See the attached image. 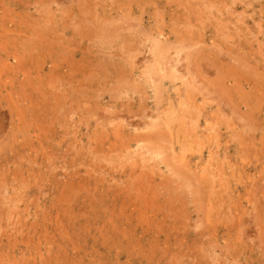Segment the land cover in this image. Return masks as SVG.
<instances>
[{
    "label": "rangeland",
    "instance_id": "rangeland-1",
    "mask_svg": "<svg viewBox=\"0 0 264 264\" xmlns=\"http://www.w3.org/2000/svg\"><path fill=\"white\" fill-rule=\"evenodd\" d=\"M118 1L0 0V264H264V0Z\"/></svg>",
    "mask_w": 264,
    "mask_h": 264
},
{
    "label": "bare ground",
    "instance_id": "bare-ground-1",
    "mask_svg": "<svg viewBox=\"0 0 264 264\" xmlns=\"http://www.w3.org/2000/svg\"><path fill=\"white\" fill-rule=\"evenodd\" d=\"M117 1H118V0H117ZM152 1H153V0H152ZM155 1H156V0H155ZM94 2H95V1H94ZM115 2H116V0H115ZM118 2H119V1H118ZM160 2H161V1H160ZM120 3H121V2H120ZM161 3H163V2H161ZM126 4H127V3H126ZM171 4L173 5V2H171ZM92 5H93V4H92ZM127 5H128V4H127ZM174 5H175V4H174ZM174 5H173V6H174ZM169 6H170V5H169ZM125 7H126V6H125ZM174 7H175V6H174ZM93 8H95V5H94ZM102 8H103V7H102ZM197 8H198V7H197ZM71 9H72V8H71ZM128 9H129V8H128ZM154 9H155V7H154ZM175 9H176V8H175ZM102 11H103V10H102ZM169 11H170V10H169ZM176 11L178 12V10H176ZM108 12H109V11H108ZM164 12H165V11H164ZM174 12H175V11H174ZM95 13H99V12H97V10H96V12H94V15L96 16ZM104 13H105V12H104ZM175 13H176V12H175ZM187 13H188V12H187ZM108 14H109V13H108ZM163 14H164V13H163ZM179 14L182 15L181 13H179ZM106 15H107V14H106ZM180 15H179V16H180ZM188 15H190V14L188 13ZM98 16H99V15H98ZM102 16H103V18H104V14H103ZM102 16H101V17H102ZM108 16H109V15H108ZM182 16H183V15H182ZM182 16H180V17H182ZM85 17H86V16H85ZM96 17H97V16H96ZM128 17H129V16H128ZM131 17H132V16H131ZM172 17H173V16H172ZM184 17H185V16H184ZM189 17H190V16H189ZM99 18H100V17H99ZM126 18H127V17H126ZM147 18H148V17H147ZM175 18H176V17H175ZM178 18H179V17H178ZM185 18H186V17H185ZM185 18H183V19H185ZM190 18H192V17H190ZM116 19H117V18H116ZM98 20H100V19H98ZM101 20H103V19H101ZM121 20H122V19H121ZM138 20H139V19H138ZM148 20H149V19H148ZM159 20H161V19H159ZM177 20H178V19H177ZM190 20H191V19H190ZM86 21H87V20H86ZM182 21L184 22V20H182ZM194 21H195V20H194ZM104 22H106V19H105V21H103V23H104ZM121 22H122V21H121ZM183 22H182V23H183ZM189 22H190V21H189ZM191 22H192V21H191ZM100 23H101V21H100ZM163 23H164V22H163ZM173 23H174V22H173ZM193 23H194V22H193ZM106 24H108V23H106ZM166 24H167V23H166ZM180 24H181V23H180ZM183 24H185V23H183ZM186 24H187V21H186ZM195 24H196V23H195ZM131 25H132V24H131ZM167 25H168V24H167ZM187 25H190V24H187ZM191 25H192V24H191ZM105 26H106V25H105ZM108 26H110V25H108ZM137 26H138V25H137ZM195 26L197 27V25H195ZM186 27H187V26H186ZM103 28H104V27H103ZM115 28H116V27H115ZM138 28H139V27H138ZM190 28H192V27H190ZM194 28H195V27H194ZM119 29H120V28H119ZM159 29H160V28H159ZM192 29H193V28H192ZM202 29H203V28H202ZM102 30H103V29H102ZM124 30H125V29H124ZM183 30H184V29H183ZM197 30H199V29H197ZM172 31H173V30H172ZM181 31H182V30H181ZM190 31L192 32V30H190ZM195 31H196V30H195ZM103 32H104V30H103ZM178 32H179V31H178ZM184 32H185V31H184ZM191 32H189V34H190ZM106 33H107V32H106ZM139 33H140V32H139ZM174 33L177 34L176 32H174ZM185 33H186V32H185ZM179 34H180V33H179ZM145 35H146V34H145ZM162 35H163V34H162ZM175 36H176V35H175ZM175 36H174V37H175ZM178 36H179V35H178ZM185 36H186V35H185ZM188 36H189V35H188ZM194 36H195V35H194ZM147 37H148V36H147ZM155 37H156V36H155ZM172 37H173V35H172ZM196 37H197V36H196ZM226 37H227V36H226ZM106 38H107V37H106ZM107 39H108V38H107ZM172 39H173V38H172ZM176 39H177V38H176ZM193 39L195 40V37H194ZM197 39H199V38H197ZM105 40H106V39H105ZM161 40H162V39H161ZM168 40H170V39H168ZM215 40H216V39H215ZM180 41H181V40H180ZM195 41H196V40H195ZM166 42H167V41H166ZM181 42H182V41H181ZM184 42H185V41H184ZM197 42H198V40H197ZM199 42H200V40H199ZM42 43H43V42H42ZM185 43H186V42H185ZM188 43H189V41H188ZM218 43H219V42H218ZM39 44H40V43H39ZM55 44H56V43H55ZM158 44H159V42H158ZM234 45H235V44H234ZM155 46H156V45H155ZM162 46H163V45H162ZM150 47H151V46H150ZM168 47H169V46H168ZM186 47H187V46H186ZM191 47H192V46H191ZM193 47H194V46H193ZM208 47H209V46H208ZM216 47H217V46H216ZM153 48H154V47H153ZM155 48H156V47H155ZM150 49L153 50L152 48H150ZM165 49H167V48H165ZM204 49H206V48H204ZM214 49H215V48H214ZM226 49H227V48H226ZM154 50H155V49H154ZM201 50H202V49H201ZM165 51H166V50H165ZM197 51H198V50H197ZM202 51H203V50H202ZM204 51H205V50H204ZM209 51H210V50H209ZM209 51H208V52H209ZM155 52H156V51H155ZM161 52H162V50H161ZM174 52H175V51H174ZM176 52H177V51H176ZM206 52H207V51H206ZM224 52H225V51H224ZM227 52H230V51H227ZM162 53H163V52H162ZM164 53H165V52H164ZM198 53H199V52H198ZM215 53H216V52H215ZM230 53H231V52H230ZM165 54H166V53H165ZM175 54H176V53H175ZM226 54H227V53H226ZM201 55H202V54H201ZM206 55H207V53H206ZM209 55H210V54H209ZM236 55H237V54H236ZM196 56H197V55H196ZM58 57H59V56H58ZM159 57H161V56H159ZM180 57H181V56H180ZM199 57H200V56H199ZM209 57H210V56H209ZM214 57H215V56H214ZM214 57L211 56V57H210L211 60H212V58H214ZM199 59H200V58H199ZM262 59H263V58H262ZM156 60H157V59H156ZM177 60H178V59H177ZM214 60H215V59H214ZM61 61H62V59H61ZM68 61H69V60H68ZM72 61H73V60H72ZM209 61H210V60H209ZM217 61H218V60H217ZM63 62H65V59H64ZM155 62H156V61H155ZM178 62H179V61H178ZM178 62H177V63H178ZM191 62H192V61H191ZM193 62H194V61H193ZM211 62H212V61H211ZM219 62H220V61H219ZM219 62H217V63H219ZM55 63H56V62H55ZM73 63H74V61H73ZM81 63H82V62H81ZM156 63H157V62H156ZM215 63H216V62H215ZM56 64H57V63H56ZM56 64H55V66H56ZM78 64H79V63H78ZM78 64H77V65H78ZM88 65H89V64H87L86 66H88ZM158 65H159V64H158ZM198 65H199V64H198ZM235 65H236V64H235ZM68 66H69V64H68ZM151 66H152V64H151ZM217 66H218V65H217ZM217 66H216V67H217ZM83 67H84V65H83ZM83 67L81 66V68H83ZM154 67H156V66H154ZM154 67H153V68H154ZM159 67H161V65H159ZM196 67H198V66H196ZM205 67H206V66H205ZM69 68H71V67H69ZM84 68H86V67H84ZM148 68H149V67H148ZM211 68H212V67H211ZM54 69H55V67H54ZM78 69H79V67H78ZM91 69H92V68H91ZM144 69H145V68H144ZM154 69H155V68H154ZM154 69H153V70H154ZM192 69H193V68H192ZM212 69H213V68H212ZM216 69H217V68H216ZM69 70H70V69H69ZM87 70H88V69H87ZM155 70H156V69H155ZM157 70H158V69H157ZM157 70H156V71H157ZM145 71H146V69H145ZM151 71H152V70H151ZM165 71H166V70H165ZM60 72H61V71H60ZM60 72H58V73H60ZM71 72H72V71H71ZM77 72H78V71H77ZM208 72H209V71H208ZM53 73H54V72H53ZM169 73H170V72H169ZM218 73H219V72H218ZM22 74H23V73H22ZM54 74H55V73H54ZM173 74H174V73H173ZM191 74H192V73H191ZM214 74H215V73H214ZM216 74H217V73H216ZM45 75H47V74H45ZM60 75H61V74H60ZM70 75H71V74H70ZM75 75H77L76 72H75ZM165 75H166V74H165ZM199 75H200V74H199ZM199 75H198V76H199ZM6 76H7V75H6ZM57 76H59V75H57ZM79 76H80V75H79ZM83 76H84V75H83ZM170 76H171V74H170ZM190 76H191V75H190ZM168 77H169V76H168ZM174 77H175V76H174ZM174 77H173V78H174ZM180 77H181V76H180ZM199 77H200V76H199ZM204 77H205V76H204ZM204 77H203V79H204ZM79 79H81V78L79 77ZM171 79H172V78H171ZM174 79H175V78H174ZM182 79H183V78H182ZM61 80H62V79H61ZM63 80H65V79H63ZM161 80H163V79L161 78ZM176 80H177V79H176ZM236 80H237V79H236ZM236 80H235V81H236ZM72 81H73V80H72ZM81 81H82V80H81ZM179 81H180V80H179ZM185 81H186V80H185ZM207 81H209V80H207ZM212 81H213V80H212ZM77 82H78V80H77ZM92 82H93V81H92ZM204 82H206V81H204ZM209 82H210V81H209ZM232 82H233V81H232ZM236 82H237V81H236ZM72 83H73V82H72ZM88 83H89V82H88ZM175 83H176V81H175ZM175 83H174V84H175ZM241 83H242V82H241ZM67 84H68V83H67ZM69 84H70V83H69ZM178 84H179V83H178ZM203 84H204V83H203ZM230 84H231V83H230ZM123 85H124V84H123ZM168 85H169V84H168ZM231 85H232V84H231ZM172 86H173V85H172ZM207 86H208V85H207ZM247 86H248V85H247ZM174 87H175V86H174ZM222 87H223V86H222ZM226 87H227V86H226ZM234 87H235V86H234ZM168 88H169V87H168ZM230 88H231V87H230ZM55 89H56V88H55ZM55 89H54V90H55ZM164 89H165V88H164ZM169 89H170V88H169ZM169 89H168V90H169ZM178 89H179V88H178ZM224 89H225V88H223V90H224ZM232 89H233V88H232ZM235 89H237V86H236ZM69 90H70V89H69ZM226 90L229 91V89H226ZM251 90H252V89H251ZM259 90H260V89H259ZM177 91H178V90H177ZM184 91H185V90H184ZM184 91H183V92H184ZM163 92H164V91H163ZM191 92H192V91H190V93H191ZM215 92H216V91H215ZM224 92H225V90H224ZM233 92H234V90H233ZM166 93H167V92H166ZM193 93H194V92H193ZM226 93H227V92H226ZM124 94H125V93H124ZM164 94H165V93H164ZM183 94H185V93H183ZM188 94H189V93H188ZM188 94H187V95H188ZM231 94H232V92H231ZM167 95H168V94H167ZM181 95H182V94H181ZM192 95H193V94H192ZM252 95H253V94H252ZM173 96H174V95H173ZM185 96H186V95H185ZM185 96H184V97H185ZM171 97H172V96H171ZM174 97H175V96H174ZM192 97H193V96H192ZM221 97H222V96H221ZM228 97H229V95H228ZM181 98H182V97H181ZM232 98H233V96H232ZM249 98H250V95H249ZM65 99H66V98H65ZM187 99H188V98H187ZM190 99H191V98H190ZM190 99H189V100H190ZM235 99H236V97H235ZM183 100H184V99H183ZM185 100H186V99H185ZM195 100H197V99H195ZM199 100H200V99H199ZM221 100H222V99H221ZM226 100H227V99H226ZM178 101H180V100H178ZM234 101H235V100H234ZM250 101H251V100H250ZM81 102H82V101H81ZM171 102H172V101H171ZM198 102H199V101H198ZM245 103H246V102H245ZM197 104H198V103H197ZM61 105H62V104H61ZM170 105H171V104H170ZM187 105H188V104H187ZM192 105H193V103H192ZM50 106H51V105H50ZM126 106H127V105H126ZM159 106H160V105H159ZM205 106H206V105H205ZM164 107H165V106H164ZM125 108H126V107H125ZM172 108H174V107H172ZM10 109H11V108H10ZM12 109H13V108H12ZM32 109H33V107H32ZM113 109H114V108H113ZM161 109H162V108H161ZM182 109H183V107H182ZM224 109H225V108H224ZM17 110H18V109H17ZM141 110H143V109H141ZM158 110H159V109H158ZM159 111H160V110H159ZM9 112H11V110H9ZM13 112H14V111H13ZM184 112H185V110H184ZM114 113H115V112H114ZM121 113H122V112H121ZM216 113H217V112H216ZM14 114H15V113H14ZM157 114H159V113H157ZM206 114H207V113H206ZM211 114H212V113H211ZM214 114H215V113H214ZM17 115H18V114H17ZM17 115H16V116H17ZM164 115L166 116V113H165ZM256 115H257V114H256ZM186 116H187V115H186ZM212 116H213V114H212ZM14 117H15V116H14ZM114 117H115V116H114ZM165 118H166V117H165ZM115 119H116V118H115ZM162 119H163V118H162ZM168 119H169V118H168ZM212 119H213V118H212ZM13 120H14V119H13ZM13 120H12V121H13ZM154 120H155V119H154ZM17 121H18V120H17ZM125 121H126V120H125ZM169 121H170V120H169ZM169 121H168V123H169ZM14 122H15V121H14ZM120 122H121V121H120ZM164 122H165V121H164ZM98 123H99V122H98ZM135 123H136V122H135ZM166 123H167V121H166ZM96 124H97V123H96ZM153 124H154V123H153ZM177 124H178V123H177ZM177 124H176V125H177ZM211 124H212V122H211ZM174 125H175V124H174ZM213 125H214V124H213ZM160 126H161V125H160ZM160 126H159V127H160ZM155 127H156V126H155ZM161 128H162V127H161ZM161 128H160V130H161ZM181 128H182V127H181ZM214 129H215V128H214ZM114 130H115V129H114ZM165 130H166V129H165ZM215 130H216V129H215ZM151 132H152V131H151ZM165 132H167V131H165ZM165 132H164V133H165ZM188 132H189V131H188ZM196 132H197V131H196ZM203 132H204V131H203ZM113 133H114V132H113ZM186 133H187V132H186ZM207 133H208V131H207ZM106 134H107V133H106ZM114 134H115V133H114ZM191 134H192V133H191ZM200 134H201V133H200ZM217 134H218V133H217ZM206 135H207V134H206ZM218 135H219V134H218ZM96 136H97V133H96ZM115 136H116V135H115ZM153 136H154V135H153ZM179 136H180V135H179ZM188 136H189V135H188ZM90 137H91V136H90ZM217 137H218V136H217ZM108 138H109V137H108ZM142 138H143V137H142ZM179 138H180V137H179ZM184 138H185V137H184ZM194 138H195V137H194ZM151 139H152V138H151ZM161 139H162V138H161ZM96 140H97V139H96ZM155 140H156V139H155ZM100 141H101V143H103L102 140H100ZM115 141H116V139H115ZM205 141H206V140H205ZM165 142H166V141H165ZM207 142H208V141H207ZM207 142H206V143H207ZM256 142H259V141H256ZM89 143H90V142H89ZM135 143H136V141H135ZM157 143H158V142H157ZM167 143H168V142H167ZM169 143H170V142H169ZM169 143H168V145L170 146ZM251 143H252V142H251ZM114 144H116V142H115ZM159 144H160V143H159ZM163 144H164V143H163ZM188 144H189V141H188ZM188 144H187V146H188ZM200 144H201V143H200ZM130 145H131V144H130ZM160 145H161V144H160ZM179 145H180V144H179ZM99 146H100V145H99ZM114 146H115V145H114ZM192 146H193V145H192ZM232 146H233V145H232ZM246 146H247V145H246ZM117 147H118V146H117ZM163 147H164V145H163ZM255 147H257V146H255ZM115 148H116V146H115ZM173 148H174V147H173ZM182 148H183V147H182ZM184 148H185V147H184ZM196 148H197V147H196ZM206 148H207V147H206ZM92 149H93V148H92ZM95 149H96V148H95ZM95 149H94V150H95ZM98 149L100 150L99 147H98ZM98 149H97V150H98ZM112 149H114V148H112ZM159 149H160V148H159ZM161 149H162V148H161ZM168 149H172V148L169 147ZM192 149H193V148H192ZM192 149H191V150H192ZM102 150H103V149H102ZM172 150H173V149H172ZM184 150H185V149H184ZM237 151H238V150H237ZM96 152H98V151H96ZM166 152H168V151H166ZM176 152H177V151H176ZM178 152H179V151H178ZM192 152H193V151H192ZM197 152H198V150H197ZM208 152H209V151H208ZM261 152H262V151H261ZM113 153H114V152H113ZM186 153H187V152H186ZM213 153H214V151H213ZM227 153H228V152H227ZM99 154H100V153H99ZM170 154H171V151H170ZM201 154H202V153H201ZM201 154H200V155H201ZM223 154H224V153H223ZM236 154H238V153H236ZM108 155H109V154H108ZM176 155H177V154H176ZM204 155H205V154H204ZM261 155H262V153H261ZM106 156H107V155H106ZM173 156H174V155H173ZM234 156H235V155H234ZM182 157H183V156H182ZM185 157H186V156H185ZM194 157H195V156H194ZM201 157H202V156H201ZM232 157H233V156H232ZM178 158H179V157H178ZM224 158H225V157H224ZM230 158H231V157H230ZM128 159H129V158H128ZM168 159H169V158H168ZM176 159H177V158H175V160H176ZM191 159H194V158H191ZM208 159H210V158H208ZM232 159H233V158H232ZM232 159H231V160H232ZM256 159H257V158H256ZM179 160H180V159H179ZM195 160H196V159H195ZM210 160H211V159H210ZM217 160H218V159H217ZM181 161H182V160H181ZM181 161H180V162H181ZM197 161H198V160H197ZM197 161H196V162H197ZM199 161H201V160H199ZM199 161H198V162H199ZM208 161H209V160H208ZM85 162H86V161H85ZM217 162H218V161H217ZM217 162H216V163H217ZM221 162H222V161H221ZM223 162H224V161H223ZM262 162H263V161H262ZM205 163H206V162H205ZM225 163H226V162H225ZM234 163H235V162H234ZM260 163H261V162H260ZM191 164H192V160H191ZM196 164H197V163H196ZM217 164H218V163H217ZM220 164H221V163H220ZM230 164H232V162H231ZM241 164L244 165L245 163L243 162V163H241ZM193 165H194V163H193ZM221 165H222V164H221ZM223 165H224V163H223ZM227 165H228V163H227ZM256 165H257V164H256ZM262 165H263V163H262ZM233 166H234V165H233ZM233 166H232V168H233ZM238 166H239V163H238ZM245 166H246V165H245ZM247 166H248V165H247ZM254 166H255V165H254ZM254 166H253V167H254ZM257 166H259V165H257ZM203 167H204V165H203ZM211 167H212V166H211ZM211 167H210V168H211ZM214 167H216V169L218 168L217 166H214ZM221 167H222V166H221ZM224 167H225V166H224ZM224 167H223V168H224ZM228 167H229V166H228ZM77 168H78V167H77ZM80 168H81V167H80ZM91 168H92V166H91ZM229 168H230V167H229ZM263 168H264V167H263ZM196 169H197V168H196ZM198 169H199V168H198ZM205 169H206V168H205ZM237 169H238V167H237ZM260 169H261V168H260ZM78 170H79V169H78ZM213 170H214V169H213ZM218 170H219V169H218ZM224 170H225V169H224ZM246 170H247V169H246ZM80 171H81V170H80ZM215 171H216V170H215ZM215 171H214V172H215ZM219 171H220V170H219ZM219 171H218V172H219ZM227 171H228V170H227ZM236 171H237V170H236ZM250 171H251V170H250ZM76 172H77V171H76ZM200 172H201V171H200ZM212 172H213V171H212ZM234 172H235V171H234ZM236 173H237V172H236ZM242 173H243V172H242ZM223 174H224V173H223ZM230 174H232V173H230ZM74 175H75V174H74ZM79 175H80V174H79ZM136 175H137V174H136ZM241 175H242V174H241ZM245 175H246V174H245ZM245 175H244V176H245ZM75 176H76V175H75ZM83 176H84V173H83ZM186 176H187V175H186ZM246 176H247V175H246ZM65 177H66V176H65ZM68 177H69V176H68ZM73 177H74V176H73ZM78 177H79V176H78ZM230 177H231V176H230ZM249 177H250V176H249ZM249 177L247 176V178H249ZM75 178H77V176H76ZM79 178H80V180H81V177H79ZM82 178H83V177H82ZM203 178H204V177H203ZM205 178H206V177H205ZM234 178H235V177H234ZM243 178H244V177H243ZM72 179L74 180V178H72ZM209 179H210V178H209ZM232 179H233V178H232ZM239 179H240V178H239ZM78 180H79V179H78ZM89 180H90V179H89ZM91 180H92V179H91ZM196 180H197V178H196ZM207 180H208V179H207ZM234 180H235V179H234ZM234 180H233V181H234ZM243 180H244V179H243ZM246 180H247V179H246ZM63 181H64V180H63ZM63 181H62V182H63ZM87 181H88V180H87ZM97 181H98V180H97ZM97 181H96V182H97ZM211 181H212V180H211ZM211 181H210V182H211ZM260 181H261V180H260ZM25 182H26V181H25ZM65 182H66V181H65ZM77 182H78V181H77ZM90 182H91V181H90ZM198 182H200V181L198 180ZM213 182H214V181H213ZM219 182H220V181H219ZM219 182H217V183H219ZM230 182H231V181H230ZM251 182H252V181H251ZM67 183H69V182H67ZM71 183H72V182H71ZM98 183H99V182H97V184H98ZM211 183H212V182H211ZM22 184H23V182H22ZM56 184H57V183H56ZM62 185H63V184H62ZM64 185H65V184H64ZM67 185H68V184H66L65 186H67ZM73 185H74V184H73ZM94 185H95V184H94ZM202 185H203V184H202ZM207 185H208V182H207ZM211 185H213V184H211ZM88 186H89V185H88ZM100 186H101V184H100ZM128 186H129V185H128ZM208 186H209V185H208ZM234 186H236V185L234 184ZM245 186H246V185H245ZM76 187L78 188V186H76ZM134 187H135V186H134ZM202 187H203V186H202ZM206 187H207V186H206ZM206 187H205V189H206ZM210 187L212 188V187H214V186H210ZM210 187H209V188H210ZM219 187H220V186H219ZM232 187H233V186H232ZM56 188H57V187H56ZM82 188H83V186H82ZM95 188H96V187H95ZM95 188H94V190H95ZM129 188H130V187H129ZM217 188H218V187H217ZM222 188H223V187H222ZM226 188H227V186H226ZM88 189H90V187H89ZM96 189H98V187H97ZM100 189H102V188H100ZM214 189H216V188H213V190H214ZM219 189H220V188H219ZM55 190H56V189H55ZM94 190H93V191H94ZM129 190H130V189H129ZM133 190H134V189H133ZM197 190H198V189H197ZM206 190H208V189H206ZM238 190H239V189H238ZM74 191H75V190H74ZM93 191H92V192H93ZM137 191H138V190H137ZM203 191H204V190H203ZM209 191H210V190H209ZM211 191H212V190H211ZM215 191H216V190H215ZM240 191H241V190H240ZM71 192H72V190H71ZM71 192H70V193H71ZM78 192H79V191H78ZM87 192H88V191H87ZM92 192H91V194H92ZM94 192H95V191H94ZM94 192H93V193H94ZM72 193H74V195L77 194V193H75V192H72ZM88 193H89V192H88ZM88 193H87V194H88ZM99 193L101 194V192H99ZM212 193H213V192H212ZM212 193H211V196H212ZM218 193H219V192H218ZM224 193H225V192H224ZM243 193H244V192H243ZM246 193H247V192H246ZM16 194H17V193H16ZM61 194H63V193H61ZM91 194H90V195H91ZM137 194H139V193H137ZM143 194H144V193H143ZM143 194H142V195H143ZM229 194H230V192H229ZM229 194H228V192H227V195H228V196H229ZM244 194H245V193H244ZM68 195H70V194H68ZM74 195H73V196H74ZM80 195H81V194H80ZM134 195H135V194H134ZM209 195H210V194H209ZM216 195H217V194H216ZM216 195H213V196H215V197L217 198V200H218L219 198H218ZM223 195H224V194H223ZM231 195H232V194H231ZM234 195H235V194H234ZM75 196H78V195H75ZM102 196H103V195H102ZM104 196H105V195H104ZM211 196H210L209 198H211ZM220 196H221V194H220ZM225 196H226V195H225ZM228 196H227V197H228ZM238 196H239V195H238ZM238 196H237V197H238ZM19 197H20V196H19ZM64 197H65V196H64ZM90 197H91V196H90ZM95 197H96V196H95ZM99 197H100V196H99ZM106 197H107V196H106ZM134 197H135V196H134ZM204 197H206V196H204ZM37 198H38V197H37ZM51 198H52V197H51ZM61 198H62V197H61ZM69 198H70V197H69ZM69 198H68V199H69ZM248 198H249V197H248ZM12 199H13V198H12ZM23 199H24V198H23ZM56 199H57V198H56ZM62 199H63V198H62ZM68 199H67V200H68ZM72 199H73V198H72ZM77 199H78V198H77ZM80 199H81V198H80ZM80 199H79V200H80ZM85 199H86V198H85ZM100 199H101V198H100ZM220 199H221V198H220ZM220 199H219V200H220ZM223 199H224V198H223ZM243 199H244V198H243ZM21 200H22V198H21ZM53 200H54V199H53ZM94 200H97V199L94 198ZM115 200H116V199H115ZM127 200H128V199H127ZM215 200H216V199H215ZM245 200H246V199H245ZM245 200H244V201H245ZM48 201H49V200H48ZM51 201H52V200H51ZM54 201H55V200H54ZM64 201H65V200H64ZM64 201H63V203H64ZM91 201H92V200H91ZM101 201H102V200H101ZM129 201H130V200H129ZM205 201H206V200H205ZM246 201H247V200H246ZM250 201H251V198H250ZM70 202H71V201H70ZM102 202H103V201H102ZM104 202H105V201H104ZM124 202H125V201H124ZM127 202H128V201H127ZM235 202H236V201H235ZM235 202H233V203H235ZM15 203H16V202H15ZM61 203H62V202H61ZM65 203H66V206H68L66 201H65ZM72 203H73V202H72ZM94 203H95V202H94ZM132 203H133V202H132ZM212 203H213V201H212ZM237 203H238V202H237ZM244 203H246V202H244ZM44 204H45V203H44ZM106 204H107V203H106ZM214 204H215V202H214ZM214 204H212V205L214 206ZM45 205H46V204H45ZM51 205H52V204H51ZM70 205H71V204H70ZM77 205H78V204H77ZM79 205H82V204H79ZM96 205H97V201H96ZM100 205H101V204H100ZM123 205H124V204H123ZM128 205H129V204H128ZM128 205H127V206H128ZM132 205H133V204H132ZM222 205H223V204H222ZM46 206H48V205H46ZM46 206H45V207H46ZM54 206H55V205H54ZM91 206H92V205H91ZM94 206H95V205H94ZM98 206H99V205H98ZM114 206H115V205H114ZM218 206H219V205H218ZM18 207H20V206H18ZM50 207H53V205L50 206ZM58 207H59V206H58ZM78 207H79V206H78ZM87 207H88V206H87ZM105 207H106V209H108L107 206H105ZM109 207H110V206H109ZM112 207H113V206H112ZM121 207H122V205H121ZM134 207H135V206H134ZM210 207H211V206H210ZM235 207H236V206H235ZM238 207H239V206H238ZM56 208H57V207H56ZM76 208H77V207H76ZM94 208H95V207H94ZM94 208H93V209L91 208V209L94 210ZM102 208H103V206H102ZM143 208H144V207H143ZM236 208H237V207H236ZM240 208H241V207H240ZM12 209H13V208H12ZM51 209H53V208H51ZM60 209H61V208H60ZM68 209H70L69 206H68ZM77 209H78V208H77ZM80 209H81V208H80ZM88 209H90V206H89ZM91 209H90V210H91ZM96 209H98V207L95 208V210H96ZM110 209H111V208H110ZM114 209H115V208H114ZM119 209H120V208H119ZM119 209H118V210H119ZM123 209L125 210L124 207L122 208V210H123ZM214 209H215V208H214ZM216 209H217V208H216ZM56 210H57V209H56ZM63 210L65 211V209H63ZM83 210L85 211V209H83ZM103 210H104V209H103ZM122 210L120 209V210L118 211V214H119V212L122 211ZM126 210H127V207H126ZM126 210H125V211H126ZM238 210H239V209H238ZM241 210H242V209H241ZM23 211H24V210H23ZM54 211H55V210H54ZM81 211H82V210H81ZM127 211H128V210H127ZM127 211H126V212H127ZM209 211H210V210H209ZM46 212H48L47 209H46ZM112 212H113V211H112ZM238 212H240V211H238ZM88 213H89V212H88ZM90 213H91V211H90ZM90 213H89V215H91ZM92 213H93V212H92ZM206 213H207V211H206ZM234 213H237V212H234ZM36 214H37V213H36ZM47 214H48V213H47ZM86 214H87V212H86ZM111 214H112V213H110V215H111ZM113 214H117V213H114V212H113ZM118 214H117V215H118ZM218 214H219V213H218ZM10 215H11V214H10ZM12 215H13V214H12ZM27 215H28V214H27ZM44 215H45V217H46V214H44ZM48 215H49V214H48ZM98 215H99V214H98ZM117 215H116V216H117ZM123 215H125V214H123ZM80 216H81V215H80ZM92 216H93V215H92ZM95 216H96V215H95ZM219 216H220V215H219ZM64 217H65V216H64ZM71 217H72V216H71ZM71 217H70V218H71ZM111 217H112V216H111ZM117 217H118V216H117ZM117 217H116V218H117ZM119 217H120V216H119ZM130 217H131V215H130ZM8 218H10V217H8ZM46 218H48V217H46ZM83 218H84V217H83ZM93 218H94V216H93ZM95 218H96V217H95ZM97 218H98V217H97ZM102 218H103V216H102ZM107 218H108V217H107ZM126 218H127V217H126ZM142 218H143V217H142ZM235 218H237V217H235ZM50 219H51V218H49V220H50ZM89 219H90V218H89ZM119 219H120V218H119ZM135 219H136V218H135ZM212 219H213V218H212ZM63 220H64V219H63ZM65 220H66V219H65ZM65 220H64V221H65ZM70 220H71V219H70ZM73 220H74V219H73ZM75 220H77V219H75ZM105 220H106V219H105ZM108 220H109V218H108ZM138 220H139V219H138ZM114 221H115V220H114ZM124 221H125V220H124ZM139 221H142V220H139ZM255 221H256V220H255ZM57 222H58V220H57ZM65 222L67 223V221H65ZM115 222H116V221H115ZM142 222H143V221H142ZM213 222H214V221H213ZM213 222H212V223H213ZM41 223H42V222H41ZM43 223H44V222H43ZM48 223H49V222H48ZM58 223H59V222H58ZM60 223H61V222H60ZM60 223H59V224H60ZM72 223H73V222H72ZM108 223H109V222H108ZM197 223H198V222H197ZM214 223H215V222H214ZM217 223H218V222H217ZM220 223H221V222H220ZM243 223H244V222H243ZM61 224H62V223H61ZM70 224H71V223H70ZM138 224L141 225L140 223H138ZM224 224H225V223H224ZM42 225H43V224H42ZM47 225H48V224H47ZM77 225H78V224H77ZM82 225H83V224H82ZM85 225H86V224H85ZM101 225H102V224H101ZM112 225H113V224H112ZM118 225H119V224H118ZM222 225H223V224H222ZM65 226H67V225H65ZM65 226H64V227H65ZM68 226H69V225H68ZM86 226H88V224H87ZM217 226H218V224H217ZM219 226H220V225H219ZM219 226H218V227H219ZM35 227H36V226H35ZM42 227H43V226H42ZM106 227H107V226H106ZM111 227H112V226H111ZM139 227H140V226H139ZM55 228H56V226H55ZM60 228H61V227H60ZM77 228H78V227H77ZM79 228H80V226H79ZM90 228H91V227H90ZM90 228H88V229H90ZM114 228H115V227H114ZM19 229H20V228H19ZM34 229H35V228H34ZM61 229H62V228H61ZM71 229H72V228H71ZM101 229H102V226H101ZM115 229H116V228H115ZM142 229H143V228H142ZM226 229H227V227H226ZM41 230H42V229H41ZM65 230H66V228H65ZM74 230H75V229H74ZM74 230H73V231H74ZM82 230H83V229H82ZM85 230H86V229H85ZM102 230H104V229H102ZM105 230H106V229H105ZM105 230H104V231H105ZM107 230H108V229H107ZM111 230H112V228H111ZM212 230H213V226H212ZM220 230L222 231V229H220ZM244 230H245V229H244ZM43 231H44V229H43ZM48 231H49V230H48ZM70 231H71V230H70ZM79 231H80V229H79ZM108 231H109V230H108ZM115 231H116V230H115ZM119 231H120V230H119ZM142 231H143V230H142ZM66 232H67V231H66ZM80 232H81V231H80ZM87 232H89V231H86V233H87ZM122 232H123V231H122ZM216 232H217V231H216ZM222 232H224V231H222ZM58 233H59V232H58ZM123 233H124V232H123ZM224 233H225V232H224ZM34 234H35V233H34ZM46 234H47V233H46ZM109 234H110V232H109ZM257 234H258V233H257ZM62 235H64V234L62 233ZM67 235H68V234L66 233V236H67ZM73 235H74V234H73ZM79 235H82V234L80 233ZM90 235H91V233H90ZM94 235H95V234H94ZM74 236H75V235H74ZM103 236H104V235H103ZM112 236H113V235H112ZM260 236H261V235H260ZM4 237H5V236H4ZM70 237H73V236H70ZM106 237H107V236H106ZM225 237H227V236H225ZM54 238H55V237H54ZM59 238H60V237H59ZM66 238H67V237H66ZM80 238L82 239L81 236H80ZM80 238H79V239H80ZM92 238H93V237H92ZM96 238H97V237H96ZM5 239H6V238H5ZM60 239H61V238H60ZM60 239H58V240H60ZM67 239H69V238H67ZM70 239H71V238H70ZM75 239H76V238H75ZM101 239H102V238H101ZM106 240H107V239H106ZM106 240H105V241H106ZM109 240H110V239H109ZM227 240H228V239H227ZM6 241H7V240H6ZM78 241H79V240H78ZM87 241H88V240H87ZM92 241H93V240H92ZM47 242H48V241H47ZM80 242H81V241H80ZM80 242H79V243H80ZM226 242H228V241H226ZM41 243H42V242H41ZM72 243H73V240H72ZM89 243H90V241H89ZM111 244H112V243H111ZM55 245H56V243H55ZM59 245H60V243H59ZM61 245H62V244H61ZM65 245H66V244H65ZM77 245H78V244H77ZM106 245H107V244H106ZM50 246H51V245H50ZM56 246H58V245H56ZM63 246H64V245H63ZM72 246H74V245L72 244ZM72 246H71V247H72ZM95 246H96V245H95ZM97 246H98V245H97ZM7 247H8V246H7ZM51 247H53V245H52ZM64 248H65V247H64ZM72 248H75V247H72ZM100 248H101V245H100ZM66 249H68V248H66ZM97 249H98V248H97ZM49 250H50V248H49ZM64 250H65V249H64ZM68 250H69V249H68ZM108 250H109V249H108ZM110 250H111V248H110ZM59 251H60V250H59ZM53 254H54V253H53ZM61 254H62V253H61ZM54 255H55V254H54ZM56 255H58V254H56ZM74 255H75V253H74ZM19 256L21 257V255H19ZM61 256H62V255H61ZM56 257H57V256H56ZM29 258H30V257H29ZM64 258H65V257H64ZM64 258H63V260H64ZM32 260H33V259H32ZM41 260H42V259H41ZM65 260H66V259H65ZM69 261H71V260H69ZM10 262H13V260L10 261ZM63 262H64V261H63ZM76 262H77V261H76ZM10 264H12V263H10Z\"/></svg>",
    "mask_w": 264,
    "mask_h": 264
}]
</instances>
